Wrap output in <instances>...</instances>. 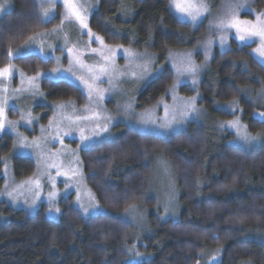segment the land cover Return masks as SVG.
<instances>
[{
  "label": "trees",
  "instance_id": "1",
  "mask_svg": "<svg viewBox=\"0 0 264 264\" xmlns=\"http://www.w3.org/2000/svg\"><path fill=\"white\" fill-rule=\"evenodd\" d=\"M11 1L14 10L0 20V68L10 61L5 55L9 48H20L36 33L60 22L39 21V0ZM255 6L264 10V0H255ZM90 28L108 45L161 57L164 71L138 95L139 111L158 104L175 83L168 52L194 50L209 31L205 23L193 27L181 21L169 0H100ZM252 48L232 41L230 51L216 52L199 88L183 86L181 94H200L199 104L215 120H233L234 115L216 105L237 101L242 121L256 135L264 133V122L256 120L254 113L264 112V103L248 100L242 91L258 93L264 79V67ZM197 59L201 61L202 56L198 54ZM17 62L31 75L54 67L53 61L39 56ZM42 88L51 102L86 103L82 91L66 81L46 80ZM233 139V134H218L198 124L166 138L118 128L114 141L82 152L87 184L110 215L85 218L77 214L73 197L61 201L58 221L47 216V205L30 214L0 202V264H205L217 249L219 264H264V239L250 238L264 232V145L240 153L229 145ZM13 151L14 138L3 136L0 190L6 184L4 160ZM158 157L169 162L179 189L181 212L176 221L154 214L158 202L147 193L152 161ZM13 166L18 180L32 177L37 169L25 157H15ZM132 204L150 210L151 235L138 236L134 225L120 217ZM134 251L143 253L142 259H135Z\"/></svg>",
  "mask_w": 264,
  "mask_h": 264
},
{
  "label": "rangeland",
  "instance_id": "2",
  "mask_svg": "<svg viewBox=\"0 0 264 264\" xmlns=\"http://www.w3.org/2000/svg\"><path fill=\"white\" fill-rule=\"evenodd\" d=\"M215 0H209L212 5V16L222 11V0L218 5L214 4ZM61 0H56V5H60ZM82 3L91 4L92 7L88 14V23L90 27V20L93 14L98 10L100 0H81ZM40 5L48 6V0H39ZM15 4L11 0H0V20L7 14L14 10ZM255 9V0L252 5ZM44 9L40 6V13ZM50 11H54V14L49 20L44 23H49L53 20L60 19L59 17L63 13L64 9L60 6H49ZM174 10V9H173ZM176 16L183 22H187L182 18L179 13L174 10ZM247 12V10H245ZM244 13H242V17ZM245 18H252L248 15ZM209 18L203 19L200 24H207L209 27ZM61 24V20L58 25L47 29L40 33H52L53 29H58ZM190 24V23H189ZM215 29H210L204 39L198 44L194 50L190 51H169L166 60L172 68L175 74V90L173 87L169 91L168 95L162 99L154 107L147 109L152 112L153 118L165 117V105L168 106V119H171L175 115V126L172 132L165 134L159 132H153L149 135H154L161 138H166L174 134L185 131L189 125L198 124L203 126H209L218 134L230 133L234 135V139L229 141V145L233 147H239L237 129L229 128L225 124V127L221 128L219 125L229 120H215L209 112L199 104L200 94L196 96V108L199 110V114L189 112V115L182 116L181 112L184 110V101H187L191 97L181 94V88L183 86H191L195 89L199 88L202 77L208 72L212 66L216 52L226 53L232 49V41H235L240 46H245L239 41L234 33L229 35L227 40V46L221 47L218 35L215 34ZM95 33V32H94ZM44 52L42 53L39 47L40 40L37 38L35 45L32 47H25L32 43L31 40L23 44L19 56L15 59H11L12 68L14 72L7 78H0V105L5 108L6 125L10 124L12 127H6L5 131L0 132V139L3 136L10 135L14 138V151L11 155L7 156L4 160V178L6 184L0 192L13 191L14 195L18 196V202L14 203L9 200L6 195L0 196V202L7 203L10 207L16 210H24L30 214L36 213L43 205H47L49 208L48 196L50 192H55L56 195L53 200V207H58L61 211L56 213L55 211L49 212L47 210V216L54 221H58L62 216V209L60 203L63 200H67L71 197L74 201L77 199V189H79V195L81 202L85 205L89 203H95L100 205L101 210L92 212L90 215H83L85 218L110 215V211L101 206L98 202L95 193L87 184L86 175L84 171L82 152L90 149L91 147L104 143L114 141L118 137V128L129 127L137 130L143 134V130L140 128L139 118L146 112L137 110V97L142 90H144L151 82L156 80L164 71V65L159 55H154L148 52H138L132 48L122 45H109L111 47H117L118 51L114 60L108 64V71L106 73H100L99 67L106 64L99 53H93L92 48L99 49L101 46L93 39L90 47H86L89 42V37L85 31L82 34H78L76 28L69 30L68 46H77L79 50L80 59L84 61L88 66L95 67L96 72L100 75V79L96 81L94 87L106 90L103 100H98L95 93L91 103H89L88 89L80 80L73 76L64 69L73 67L77 75L84 76L85 79L90 78V74L87 69H81L74 63L70 64L69 53L65 50L64 35L57 37L55 34L51 36H45ZM212 41L211 47L206 48L208 41ZM105 42V40H104ZM106 45H108L105 42ZM48 45H55V51H49ZM250 46L257 47L258 42H250ZM124 49H130L134 53L132 56H128L124 53ZM14 49L13 51H15ZM208 52V58H205V51ZM106 53V50H105ZM190 54V55H189ZM202 56V60L197 59V55ZM29 56H39L45 61H53L54 67L48 71H40L39 76L37 74L31 75L26 72L17 62L20 58ZM59 58V62L56 58ZM255 57V56H254ZM190 67L195 68V72L189 71ZM55 69H61V71H54ZM146 69V70H145ZM23 73V76H21ZM143 75V79H138ZM36 77L33 83H29L30 77ZM193 77L197 80L196 84H193ZM109 79L112 83H109ZM49 80L53 82L66 81L77 88H79L86 98V103L82 106L78 105L74 101L67 102H51L48 99V95L44 92L42 86L43 82ZM19 89V91H17ZM244 96L258 105L263 104L257 100V93L251 89L243 90ZM128 102L132 103L134 112L126 113L122 110V106ZM63 104L64 108H58L57 105ZM230 103L217 104L216 108L229 112L235 116L234 119H239L240 125L244 126V122L241 119V108L237 102L235 105V111L229 107ZM263 111H257L254 118L260 122L259 113ZM79 117H88L87 119H78ZM111 117L110 121H106V118ZM233 119V120H234ZM31 121V122H29ZM182 121V123H181ZM51 122V126H50ZM108 122V131L104 132L102 126ZM159 123V120H157ZM43 129L44 131H41ZM80 129H84L85 134L92 136L88 146L81 145L80 143ZM95 130L96 134L93 135ZM245 129L242 127L241 131ZM70 131L71 134L65 135V132ZM246 131L249 132L248 127ZM60 136L63 144L60 140L53 139L56 135ZM253 135V134H251ZM21 142L26 146H21ZM35 142V143H34ZM38 145V146H37ZM264 143L253 145L248 151L255 150ZM83 149V150H81ZM60 150L59 157L53 155ZM76 151L79 159L71 157L68 153ZM15 157H25L32 159L37 167L35 174L30 177L32 180L40 181L39 190L35 185H28L24 182L30 178L24 180H18L16 178L13 166V159ZM72 160L71 167L77 169L81 175L72 176L68 171V161ZM63 161V163H61ZM56 164V167H52ZM169 162L163 157L155 158L152 161L153 177L148 185L147 193L149 197L154 198L158 205L153 210L162 220H178L181 212V204L179 201L180 194L179 189L174 180L172 172L168 167ZM68 172L67 175H57V171ZM71 177V179H69ZM79 181V183H78ZM24 184L21 189L18 186ZM66 185H71L66 189ZM38 191L37 206L32 211H28L25 201L31 202L34 192ZM89 192L95 197L93 201L89 200ZM174 196V199L172 197ZM171 200L172 207L169 210V214L165 216V205ZM77 209V206L74 204ZM175 211V215L171 214ZM135 217H126L120 215V217L134 225L138 231V236L151 235L148 222L150 216V210L142 206H136L135 211L132 213ZM253 234V233H252ZM251 239L260 241L264 239V232H255L250 237ZM220 259V257H219ZM219 262L215 261L214 264ZM219 264V263H218ZM251 264V263H248Z\"/></svg>",
  "mask_w": 264,
  "mask_h": 264
},
{
  "label": "snow or ice",
  "instance_id": "3",
  "mask_svg": "<svg viewBox=\"0 0 264 264\" xmlns=\"http://www.w3.org/2000/svg\"><path fill=\"white\" fill-rule=\"evenodd\" d=\"M254 3V0H224V3L222 5V11L215 16H212V5L210 4L209 0H169V7L173 8L179 15L184 18L187 22L191 24V26L196 27L199 25V23L203 19H209V27L210 29H215V34L218 35L220 45L221 47L227 46V40L229 38L230 34L235 35V37L241 41L242 44L246 46H250V42L257 41L258 46L252 48V53L255 56L256 60L261 64L262 67H264V10H258L252 7ZM60 6L63 7L64 11L59 17L61 20V24L58 29H53L52 33H36L34 36L30 37V40L32 43L26 45L25 47H32L35 45V42L37 38L39 37L40 40V50L43 53L44 52V43H45V36H51L55 34L57 37L61 36V34L64 35V44H65V50L69 53L70 57L72 59L70 60V64H75L81 69H87L88 73L90 74L89 79H85L82 75H77L74 71L73 67H69L68 69H64L63 71H67L71 73L73 76H76L78 80L81 81L85 85V87L88 89L89 93V103H91L93 94L95 93L98 100H103L104 93L106 90L100 89L99 87H94L96 84V81L100 79V75L97 74L95 67H90L82 59H80L79 50L77 49L76 45H73L71 47L68 46V35L69 30L76 28L78 31V34H82L85 31L87 32V35L89 37V42L86 47H90L91 43L93 42V39L100 44V48H92L91 51L93 53H99L104 61H106V64L99 67L100 73H106L108 71V64H110L118 51L117 47H111L109 45H106L104 42V38L92 31V29L89 27L88 23V14L89 10L92 7L91 4H85L82 3L81 0H61L60 5H56V0H48V6L40 5L44 10L40 13L38 19L41 23L44 21L49 20V18L54 14V11L49 10V6ZM2 10V9H0ZM247 10V12H245ZM242 13H244V16L242 17ZM248 15H251L252 18H245ZM212 44V41H208L206 48H210ZM49 51H55L56 47L55 45H48ZM106 50V53H105ZM22 49H16L13 51V49L9 48L7 52L5 53L6 56L10 57L11 59H15L16 56H19ZM124 53L128 56L134 55L133 52H131L130 49H124ZM190 55V54H189ZM205 58H208V52L205 51ZM11 59L9 63L3 67L0 68V78H7L11 76L14 72V69L12 68ZM59 62V58H56ZM246 66V65H245ZM146 70V69H145ZM54 71H61V69H55ZM189 71L195 72L194 67H190ZM40 73H37V76H39ZM21 76H23V73H21ZM143 75L138 77V79H143ZM36 80V77H30L29 83H33ZM193 84L197 83V80L195 77H193ZM109 83H112V80L109 79ZM261 89L257 93V100L260 102H264V79L261 80ZM173 91L175 90V85H173ZM19 91V89L17 90ZM243 91V90H242ZM184 110L181 112L182 116L189 115V112L199 114V110L196 108V97H191L187 101H184ZM237 101H232L229 104V107L235 111V105ZM58 108H64L65 105L59 104L57 105ZM122 110L126 113L134 112L133 106L131 102H128L122 106ZM165 117H157L153 118L152 112L150 110H146L144 114H142L139 118V124L140 128L143 130L144 135H149L153 132H159L162 134H167L169 132H172L174 129V122L176 120L175 115L172 116L171 119H168V106L165 105ZM256 113H254L255 115ZM259 116L261 117V120L264 121V112H260ZM88 117H79L78 119H87ZM112 118L108 117L106 118V121H110ZM159 120V123L157 122ZM6 114H5V108L3 105H0V132L5 131L6 127H12V125L8 124L6 125ZM31 122V121H29ZM182 123V121H181ZM225 124L229 128H235L237 129V136H238V144L239 147L236 149L237 152L244 153L248 149H250L253 145L264 143V133H259L256 135H251L246 131L247 126H241L239 119L229 120L224 123H221L219 126L221 128L225 127ZM51 126V122H50ZM102 127V130L104 132L108 131L109 124L106 122L104 125L99 126ZM244 128V131H241V128ZM41 131H44L41 129ZM80 143L81 145L88 146L89 142L92 139V136L86 135L84 129H80ZM65 135L71 134L70 131L65 132ZM95 130L93 131V135H95ZM53 139L60 140V143L63 144V141L60 139V136L57 134L53 137ZM35 143V142H34ZM21 146H26L21 142ZM38 146V145H37ZM83 150V149H81ZM57 157L60 155V150L57 151V153L53 154ZM71 157H75L76 160L79 159L78 153L76 151H72L68 153ZM72 160L70 159L68 161V171L71 172L72 176H78L81 175L77 169H74L71 167ZM63 163V161H61ZM52 167H56V164H53ZM68 172H61L57 171V175H67ZM71 179V177H69ZM25 184L32 185L34 184L36 189L39 190L40 188V181L39 180H32L31 178L24 182ZM79 183V181H78ZM19 188H23L24 184H21L18 186ZM68 187H71V185H66V189ZM15 189L13 191H7L0 192V196L6 195L9 200L13 201L14 203L18 202V196L14 195ZM55 192H50L48 196L49 200V212L55 211L56 213H60V209L58 207H53V200L55 197ZM38 191L34 192L33 199L29 203L25 201L27 205L28 211H32L36 208L37 200H38ZM95 197L89 192V200L93 201ZM174 199V196L172 197ZM74 204L77 206L78 213L81 212L83 215L87 216L90 215L92 212H96L101 210L100 205L95 203H89L88 205H85L81 202V197L79 195V189H77V199L74 201ZM172 207L171 200L165 205V216L169 214V210ZM136 205L132 204L129 205L128 208L125 209L124 213L122 215L126 217H132L135 219L134 216H132V213L135 211ZM173 215H175V211H172ZM219 252L220 249H217L214 253L210 255V259H208L205 264H214L215 261L219 260ZM143 253H140L138 251L133 252V257L137 260L142 259ZM203 255V253H201ZM197 264H199V261H197Z\"/></svg>",
  "mask_w": 264,
  "mask_h": 264
}]
</instances>
